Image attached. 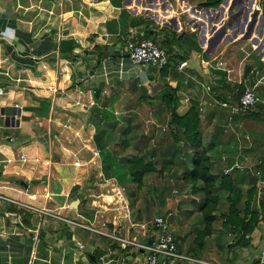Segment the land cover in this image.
<instances>
[{
  "label": "crops",
  "instance_id": "1",
  "mask_svg": "<svg viewBox=\"0 0 264 264\" xmlns=\"http://www.w3.org/2000/svg\"><path fill=\"white\" fill-rule=\"evenodd\" d=\"M261 2L223 0L219 8H203L197 0H0V264H96L98 253H105L98 264H144L145 250L105 234L150 242L156 231H148L145 212L137 220L123 185L102 172L96 128L88 120L96 106L133 133H139L133 128L138 115H154L147 122L160 131L168 127L172 139L156 142L155 135L139 133L130 149L144 146L140 155L156 149L157 160L164 156L172 166L186 167V154L194 152L173 138V113L191 107L201 118L214 173L231 172L240 159L239 139L218 134L228 123L253 136L255 149L244 154L264 158V118L236 122L231 108L208 107L235 99L240 84L264 98ZM147 28L169 54L167 71L134 66L126 55L127 41L141 39ZM190 59L202 63L203 75L180 69ZM241 170L233 178L246 196L252 185L259 187ZM76 199L78 209L71 207ZM198 215L184 208L171 229L190 258L180 264H258L264 221L244 238L227 233L218 219L212 233L198 239Z\"/></svg>",
  "mask_w": 264,
  "mask_h": 264
},
{
  "label": "trees",
  "instance_id": "2",
  "mask_svg": "<svg viewBox=\"0 0 264 264\" xmlns=\"http://www.w3.org/2000/svg\"><path fill=\"white\" fill-rule=\"evenodd\" d=\"M222 2L223 0H208L206 3H201L200 6L203 8H219ZM151 36L152 35L147 28L145 35H143L141 39L150 38ZM169 65L160 68L161 71H167ZM237 88V96L235 99L225 100L226 102H238L244 90L250 87L240 84ZM255 92L258 94L257 91ZM164 101H166L169 106H172L170 98L164 97ZM175 101L178 102L177 100ZM263 107V105H259L245 113L233 112V117L235 118V114H237L238 119L244 120L248 117H251L250 119L262 118L264 115V111L262 110ZM118 119L117 115L111 111L105 112L99 106L92 109L90 117L88 118L96 128L95 142L99 149L102 163L101 168L105 178H116L117 181L123 185L128 194L131 192L129 185L135 183L137 188H142L144 178L147 174L151 172H163L165 168L173 164V160H168L164 156H160L157 160L156 149L145 151L144 154L140 155L139 152H143L144 150L143 146L142 151H139V146H142L140 144L134 146V148H137L135 150H138L137 153L129 151L131 148V141H134V138L139 135V133H133L131 126H127L121 132L120 141L114 143L115 140L113 133L109 134V140L108 138L104 139L108 129L107 124L109 122H118ZM172 123L175 125L173 138L176 140V143L183 140L187 147L194 150V152L186 154V167L182 171L181 177H183L185 183H191L195 188L200 186L196 191L197 194L202 193V199L199 204L200 213L198 215V222L203 223V229L198 231V239H204L212 233L213 224L218 218L222 220V224L227 233L236 234L242 232V236L245 238L264 221V190L261 188L257 189L255 185H252L247 190L246 196H243L242 188L238 186L237 181L233 178V172L241 170L240 168L234 167L231 172L221 171L219 174L214 173L211 156L208 154L207 150L203 148L204 136L202 131V121L195 107H191L183 115L173 113ZM144 135L145 134H143L142 137L145 138ZM238 147L239 145H237V151L239 152ZM260 158L264 161L263 157ZM233 165L234 161L231 166ZM246 173L255 181V184H257V180L250 173V170H247ZM223 191H228L230 194L227 196L228 201L230 202L227 210L221 208V195ZM257 193V196L259 197L258 205H260V207H258L256 203ZM128 196L132 197V194L130 193ZM131 209L132 212H134V207H131ZM145 213L147 215L145 222L148 225V231L151 233L154 227L151 222L154 219L150 210ZM142 214L143 213L140 211L137 216H135L137 217V220L142 221ZM151 239L153 240L154 238ZM116 248L118 247L113 246L112 250H115ZM101 254H95V258L93 259L94 263L98 264L105 253Z\"/></svg>",
  "mask_w": 264,
  "mask_h": 264
},
{
  "label": "rangeland",
  "instance_id": "3",
  "mask_svg": "<svg viewBox=\"0 0 264 264\" xmlns=\"http://www.w3.org/2000/svg\"><path fill=\"white\" fill-rule=\"evenodd\" d=\"M197 1L200 3H206L208 0H197ZM261 3L262 4L260 6H258L257 9H262L264 7V0H262ZM246 6H247V4H246ZM204 8H208V7H204ZM257 12L261 13L259 10H257ZM257 12H254L252 14L253 15L252 17H254V19H255V15L257 14ZM259 18H261V14L259 15ZM257 22H259V20H257ZM261 27L262 28L264 27V19H262V21H261ZM246 68H249V66H247ZM257 69H258V67L254 68V70H257ZM138 96H140V95L138 94ZM214 103L216 104V102H213L212 105L210 104V106H208V107H210V110L216 109ZM225 108H227L229 110L228 107H225ZM199 111H200V113H202L201 110H199ZM204 111H203V114H204ZM154 117L155 116L152 114L138 115V117L135 119L136 123L133 122L135 124V126L133 128L137 129V131L140 134L141 133H143V134L150 133L151 135H155L156 142H158V141L166 142V141H168V139L169 140L172 139V136H171L172 132L170 133V130L168 129V127H165L166 131H163V130L160 131L159 129L156 130V128H154V126L152 124L147 122V119L154 118ZM250 118L251 117H248L245 120L244 119H238L237 114H235V121L236 122L247 121ZM262 118H264V115ZM123 122L124 121H122V122L121 121L120 122H109L107 124L108 129L106 131V135L104 136L105 137L104 139L108 138V140H109V134L113 133L114 134V140H115L114 143L117 141H120L121 140L120 139L121 132L127 127V125ZM126 123L128 125H130L129 121ZM110 127H112V128H110ZM260 127L264 128V124L261 123ZM218 134L221 135V137L223 139H227V140H230L231 137L235 138V139H239V142L241 143V145L239 144V147H238L239 152L237 151V153H236V154L239 153L237 158L240 157V159H236V158L234 159L233 158L234 159L233 168L234 167L237 168L236 163H238L239 166L241 167L240 169H242L241 171L247 172L246 167L253 165L257 161V159L261 157L260 156L261 154L258 156H254L255 160L253 161V159H251L250 156H248L242 152L243 149L250 151L251 148H253V150L255 148H254V145H252V144L250 145V143H254L253 142V136H251L250 133L247 130H245L243 125H241L240 123H238L237 128L235 126L231 127L230 123L225 124L224 126L218 127ZM204 135L205 134H203V136ZM247 135L250 136L249 139L247 138ZM250 139H251V141H248ZM262 141H264V138ZM260 149H262V151L264 153V143L261 144ZM98 151H99V149H98ZM129 151H132V150L129 149ZM158 152H160V151L158 150ZM129 153H132V152H129ZM255 153H257V150L255 151ZM217 154H219V152ZM247 154H249V153H247ZM177 155H179V154H177ZM181 158H182V156L178 159V161H181ZM225 158H227V157L225 156ZM177 168H180V170H177ZM184 169H185V166L182 163H179V162L176 164L174 163L173 166L170 165L169 168L168 167L165 168L164 171L161 173L151 172V173L147 174L144 178V184H143L142 188H140V189L137 188L135 183L129 185V188L131 190L130 193L132 194V197L128 196V194L130 195V193L127 194V192H125V194L127 196V197H125V200L127 199L128 206H130V209H131V207H134V209H133L134 215H137L140 211H141V213H143V212H148V210H150V213L153 216V219L157 216L168 217L169 225H170V228L172 229V227L173 228L176 227L175 222H177L178 216L183 213L184 208H191V210H193L195 214L200 213V211L197 208H198L200 201L202 199V193L197 194V191H196V190H198V188L200 186H198V188H195V187L191 186L192 185L191 183H189L191 185H189L187 188V183L184 182L183 177H181V174H180V173H182V171ZM228 172H230V170ZM228 195H230L228 191H223L222 195H221V204H222L224 209L228 208V206L230 204V202L228 201V198H227ZM177 208H178V213H176ZM194 208H196V209L194 210ZM171 212H174L176 214H171ZM218 219H220V218H218ZM195 224L200 226V229H203V223L198 222V219L196 220ZM200 224L202 225V227ZM89 234L92 236L94 235V233H91V232ZM220 237H223V235L221 234ZM222 252L225 253L226 250L224 249V251H223V249H222ZM221 256H222V254H221ZM258 262H259V260H258Z\"/></svg>",
  "mask_w": 264,
  "mask_h": 264
},
{
  "label": "built area",
  "instance_id": "4",
  "mask_svg": "<svg viewBox=\"0 0 264 264\" xmlns=\"http://www.w3.org/2000/svg\"><path fill=\"white\" fill-rule=\"evenodd\" d=\"M125 52L134 66L160 69L170 64L167 50L150 38L128 40ZM185 65L186 62H183L180 65V69L185 67ZM216 104L229 107L233 112L245 113L259 105L264 106V98L257 94L253 88H246L238 102L216 101ZM247 138L249 139L250 136L247 135ZM236 166L237 168H241L238 163H236ZM246 170H250V173L257 180L259 188L264 190L263 159L258 158L253 165L246 167ZM45 212L52 214L47 210ZM152 224L156 232L154 239L150 242L126 239L118 236L116 232L105 234L122 243L124 247L126 244H134L138 248L145 250L144 264H180L183 261L190 260L188 256L180 252L177 238L170 228L168 217L157 216L154 218ZM81 247L84 248V245H81ZM258 259L259 264H264V247L261 249Z\"/></svg>",
  "mask_w": 264,
  "mask_h": 264
},
{
  "label": "water",
  "instance_id": "5",
  "mask_svg": "<svg viewBox=\"0 0 264 264\" xmlns=\"http://www.w3.org/2000/svg\"><path fill=\"white\" fill-rule=\"evenodd\" d=\"M186 66L190 69H194V70H197V72H199L201 75H203L204 71H203V65L202 63L199 61V60H187V64ZM14 118V117H12ZM10 117H7V120H9ZM79 204H80V199H76L75 201L72 202L71 204V207L75 208V209H78L79 207ZM85 251L88 252V253H91V248L90 247H86L85 248ZM92 258H94V256L91 255Z\"/></svg>",
  "mask_w": 264,
  "mask_h": 264
}]
</instances>
